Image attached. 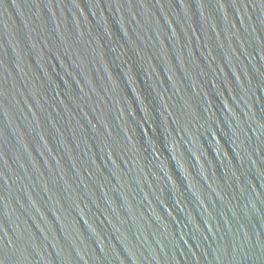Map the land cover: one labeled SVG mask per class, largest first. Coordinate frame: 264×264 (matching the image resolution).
<instances>
[{"label":"water","instance_id":"water-1","mask_svg":"<svg viewBox=\"0 0 264 264\" xmlns=\"http://www.w3.org/2000/svg\"><path fill=\"white\" fill-rule=\"evenodd\" d=\"M0 264H264V0H0Z\"/></svg>","mask_w":264,"mask_h":264}]
</instances>
